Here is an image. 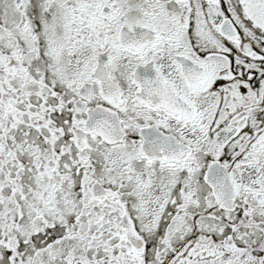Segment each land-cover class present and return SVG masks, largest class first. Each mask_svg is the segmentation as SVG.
<instances>
[{"label":"snow or ice","instance_id":"obj_1","mask_svg":"<svg viewBox=\"0 0 264 264\" xmlns=\"http://www.w3.org/2000/svg\"><path fill=\"white\" fill-rule=\"evenodd\" d=\"M0 264H264V0H0Z\"/></svg>","mask_w":264,"mask_h":264}]
</instances>
